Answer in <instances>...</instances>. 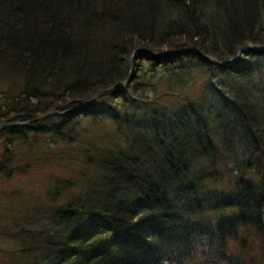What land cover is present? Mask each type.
Instances as JSON below:
<instances>
[{
    "label": "trees",
    "instance_id": "trees-1",
    "mask_svg": "<svg viewBox=\"0 0 264 264\" xmlns=\"http://www.w3.org/2000/svg\"><path fill=\"white\" fill-rule=\"evenodd\" d=\"M244 44L264 46V0H0V76L22 80L0 96V124L28 121L0 130V173L23 172L12 143L26 131L73 143L82 116L111 118L118 136L84 147L95 173L77 194L72 180L52 182L25 221L40 228L11 236L18 264H264V93L243 83L264 75V50L246 47L230 67L206 57L228 62ZM159 68L169 83L209 74L218 106L143 100L138 80ZM107 87L106 104L86 103Z\"/></svg>",
    "mask_w": 264,
    "mask_h": 264
},
{
    "label": "rangeland",
    "instance_id": "rangeland-1",
    "mask_svg": "<svg viewBox=\"0 0 264 264\" xmlns=\"http://www.w3.org/2000/svg\"><path fill=\"white\" fill-rule=\"evenodd\" d=\"M185 61L182 60V62ZM182 62L179 61L174 67L181 65ZM177 68H180V66ZM167 75L168 73L164 71V68L156 70L154 76H150L145 72L144 76L138 80L140 88L144 90L143 100L163 105L174 102L176 97L185 96L190 99H197V101L202 100L204 105L212 111L218 106L210 97L211 90L209 86L212 84L209 74L199 72L196 69H188L181 77L170 83ZM214 79L224 80L227 77L225 73L217 71L212 80L214 81ZM243 81L246 84L245 88H248L251 92L259 90L264 93L263 73L259 75L257 72H252L250 76H245ZM21 84L20 77L6 76L3 78L0 76V96L4 92H8V95L12 98L20 91ZM126 84L124 83V85ZM107 100L108 97L102 99L99 97L97 103L104 105ZM4 105L0 97V110ZM148 106L150 107L151 104H148ZM110 119H100L98 123H94L89 118L77 116L75 121H78V127L76 129L80 134H78L79 140H75L73 143L60 142L56 140L52 133L47 132L35 134L26 131L25 141L14 139L12 143V148L15 150L13 163L25 166L22 167L23 172H14L9 178L0 173V232L4 230L9 235H0V264L19 263L20 256L16 252L22 247L23 241H20L19 237L12 238L11 236H15L14 233L19 229L38 230L40 228L35 224L27 225L25 221H27V217H34L32 213L35 208L48 204L47 191L55 179L60 177L75 182V189L66 192L73 195L81 190L85 178L94 176L95 170L83 161V150L87 146L90 149L106 146L107 143L111 144V140L116 142L118 136ZM82 129H87L88 133H85ZM102 140L107 142H102ZM8 144L7 136L2 135L0 137V161L4 159L3 152ZM83 173H86V175ZM48 224L46 226H49ZM244 233L247 235L250 247L258 242L252 230L244 227L241 235ZM158 264L176 263L161 261Z\"/></svg>",
    "mask_w": 264,
    "mask_h": 264
},
{
    "label": "water",
    "instance_id": "water-1",
    "mask_svg": "<svg viewBox=\"0 0 264 264\" xmlns=\"http://www.w3.org/2000/svg\"><path fill=\"white\" fill-rule=\"evenodd\" d=\"M257 47L259 48L260 50H264V46H261V45H255V44H244V45H241L237 48V51L236 53L232 56V58L230 59L229 62H222V61H219L218 59H216L215 57L213 56H206L207 59L214 63L215 65H218V66H225V67H230V65H232L235 60L238 58V56L240 55V53L242 52V50L246 47ZM204 55V54H203ZM131 78V63L129 65V72H128V75L126 77V79L124 80V83H128V81L130 80ZM111 89V87H107V88H103V89H100L98 91H96L95 93H93L91 95V97L86 101V103L96 99L97 97H99L103 92L107 91ZM28 121H24V122H16V121H11V122H4V123H1L0 124V130L3 129L4 127H7V126H15V125H20V124H25L27 123Z\"/></svg>",
    "mask_w": 264,
    "mask_h": 264
}]
</instances>
